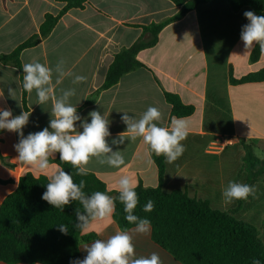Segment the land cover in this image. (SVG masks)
Wrapping results in <instances>:
<instances>
[{
    "label": "crops",
    "instance_id": "1",
    "mask_svg": "<svg viewBox=\"0 0 264 264\" xmlns=\"http://www.w3.org/2000/svg\"><path fill=\"white\" fill-rule=\"evenodd\" d=\"M62 7L57 0H0V56L13 52L37 34L45 14L56 15ZM179 11L171 0H87L83 9H72L65 14L40 45L24 50L21 64L40 62L55 69L63 60L65 73L73 75L66 74L56 83L58 74L53 73L56 95H60L61 89L75 88L76 95L70 102L82 119L90 122L88 113L93 110L108 118L111 132L108 143L114 151L122 152L125 165L115 169L93 159L87 167L113 196L118 192V180L124 175L132 178L136 187L159 186V168L142 139L126 140L119 146L112 144L118 133L126 131L127 126L121 120L123 112L139 119L148 107H156L162 113L159 126L170 127L175 116L171 115L172 107L165 99V92L193 106L194 113L184 117L189 125V135L182 141L184 153L173 163L163 161L164 189L184 190L192 198L232 213L254 225L264 242V176L250 184L249 173L243 168L248 145L255 147L256 157L264 159L260 146L264 144V81L234 82L264 69V56L252 60L255 46L245 52L240 39L242 26L248 23L244 12L256 14L252 8L235 12L226 1H214L168 24L160 32L157 44L139 53L138 59L145 67L124 75L115 86L102 91L93 104L85 106L87 99L103 85L114 56L140 38L149 37L140 26L159 24ZM74 75L86 76L87 80L73 85ZM23 76V70L0 61V91L4 92L0 108L10 109L13 116L22 111L31 112L23 129L27 136L49 126L52 103L37 104L34 90L27 93L25 110ZM9 87L14 89L15 99L9 97ZM80 123L76 126L82 131ZM18 141L17 133L0 132L3 181L0 206L18 188L22 176L31 173L50 178L57 171L58 165L52 162L49 169L41 172L18 161L14 148ZM58 157L56 153L49 160ZM232 181L254 186L255 195L247 200L225 202L222 191ZM118 230L121 229L112 215L92 221L90 229L83 234L106 240ZM133 243L137 256L157 252L163 264H181L153 241L151 227L146 235L133 233ZM84 244L80 247L81 259L87 255L82 248Z\"/></svg>",
    "mask_w": 264,
    "mask_h": 264
},
{
    "label": "trees",
    "instance_id": "2",
    "mask_svg": "<svg viewBox=\"0 0 264 264\" xmlns=\"http://www.w3.org/2000/svg\"><path fill=\"white\" fill-rule=\"evenodd\" d=\"M180 11L159 24L140 26L145 34L133 45L122 48L110 65L103 85L86 101L85 106L93 104L99 94L113 86L120 79L145 65L138 59L141 51L155 46L160 32L170 23L183 18L186 14L201 5L221 0H171ZM233 11L244 7L252 8L257 15H264V0H223ZM63 7L58 14H45L39 32L13 52L1 55L0 61L16 66L22 71L21 54L24 50L36 47L42 43L54 30L60 19L72 9H83L87 0H57ZM260 56L259 46L255 45L251 59ZM22 103L27 110V92L23 88ZM264 69L252 73L239 81L263 82ZM165 99L171 105V115L175 117L191 116L195 108L185 105L174 94L165 92ZM2 132V130H0ZM264 150V144L260 145ZM255 147H245L244 171L249 173V183L252 184L264 176V159H259L254 153ZM159 168V186L135 188L139 203L134 214L150 220L153 241L169 252L181 264H253L260 260L264 264V242L258 229L245 221L239 220L230 212H225L211 206L207 201L190 197L184 190L168 191L164 189V157L152 154ZM49 162L73 176L74 182H86L83 191L91 195L95 191H103L112 195L106 184L94 173L86 176L77 175V169L70 164L61 162L59 157ZM49 178L36 177L31 173L22 176L18 188L6 197L0 206V262L5 264H70V261L81 259L80 247L97 239L95 235H84L75 227L77 222L76 209L83 211L79 201H73L63 210L53 208L42 199ZM0 183L3 181L0 179ZM119 193H115L118 196ZM151 199L154 209L143 211ZM124 205L117 199L113 218L121 230L135 227L125 219ZM68 227V233L59 231V225Z\"/></svg>",
    "mask_w": 264,
    "mask_h": 264
},
{
    "label": "clouds",
    "instance_id": "3",
    "mask_svg": "<svg viewBox=\"0 0 264 264\" xmlns=\"http://www.w3.org/2000/svg\"><path fill=\"white\" fill-rule=\"evenodd\" d=\"M244 16L248 23L242 26L240 39L245 52L255 45L259 46L260 55L264 56V15H256L253 11H245ZM64 61L57 63L55 69L40 62L25 63L22 65L23 88L31 94L34 90L38 97L37 104L43 105L51 101V119L49 126L41 131L24 135L23 129L29 123L31 112L22 111L13 116L10 109L0 108V130L15 132L19 141L14 145L18 156L16 159L28 166H34L44 172L49 167V158L59 154L61 162L70 164L77 169V175L86 176L89 173L87 165L95 159L100 165L119 169L125 165V159L120 150L114 151L107 138L111 136L110 121L99 111L88 113L90 122L77 112V107L70 102L76 95L75 88L61 89L56 95L53 87V73L58 74L56 83L60 78L72 73H65ZM87 77L74 75L72 84L86 82ZM8 95L15 99V91L8 88ZM4 92L0 91V99ZM98 103V101H97ZM122 122L127 126L126 131L117 134L112 144L119 146L127 141L142 139L149 148L150 154L157 157L163 156L167 163L176 161L185 151L182 141L189 135V125L185 118L172 117L170 127L159 126L162 119L161 111L156 107H148L139 119H135L123 112ZM77 122L83 129H77ZM51 129V130H50ZM57 167V171L49 178L46 191L42 199L53 208H63L73 201H79L83 211L76 209L77 222L75 227L82 232H87L91 222L104 220L113 215L115 201L118 199L124 205L125 219L129 224L135 225L128 230H118L106 240L97 239L93 243L84 244L83 250L87 255L83 259L70 261V264H163L160 255L152 252L147 256H137L133 243V233L148 234L151 223L147 218L134 214L139 203L135 191L136 185L127 175L118 180V196L109 195L103 191H95L86 195L83 189L86 182L82 179L79 184L74 182L73 176ZM255 187L245 183L229 182L222 191L225 202L234 200H247L250 195H255ZM154 209V202L149 199L143 208L145 212ZM59 231L68 233L67 225L60 224ZM253 264H260V260H253Z\"/></svg>",
    "mask_w": 264,
    "mask_h": 264
}]
</instances>
